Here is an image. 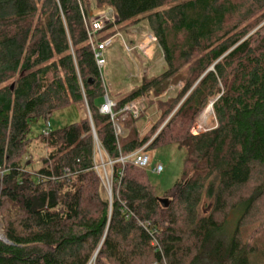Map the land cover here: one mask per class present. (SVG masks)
<instances>
[{
    "label": "trees",
    "instance_id": "1",
    "mask_svg": "<svg viewBox=\"0 0 264 264\" xmlns=\"http://www.w3.org/2000/svg\"><path fill=\"white\" fill-rule=\"evenodd\" d=\"M104 6L116 24L99 41L143 21L163 60L162 73L109 96L119 136L100 113L105 85L88 37ZM141 97L158 115L148 131L147 115L120 113ZM211 104L216 127L192 133ZM70 105L85 117L38 137L36 168L31 123ZM87 108L110 161L153 137L149 150L184 152L162 198L131 161L114 163L103 197ZM0 169V264H264V0H0Z\"/></svg>",
    "mask_w": 264,
    "mask_h": 264
},
{
    "label": "rangeland",
    "instance_id": "2",
    "mask_svg": "<svg viewBox=\"0 0 264 264\" xmlns=\"http://www.w3.org/2000/svg\"><path fill=\"white\" fill-rule=\"evenodd\" d=\"M109 6H104L100 9H96L93 13L98 11H103L107 9ZM92 13V14H93ZM119 28H115L116 31ZM126 43L130 46H135L143 41L146 35L149 33L147 25L145 22H140L135 26L129 27L128 29H124L119 31ZM158 48V43L156 48L153 50L152 55L145 56L140 53L138 50L133 51L132 53H128L125 51L123 46V41L120 38H114L112 43L106 49L104 56L107 60V66L103 70V75L105 78L106 87L108 88L109 96L115 97L118 93H130L135 88V83L132 80L133 76L142 75L152 77L156 76L163 72V60L160 55ZM182 86V85H180ZM153 94L150 93V97ZM166 93H163L160 97H165ZM145 104V110L148 108V97H142ZM103 100L100 99L98 105L102 104ZM209 107V106H208ZM207 107V108H208ZM207 108L202 113L199 120L196 122L192 129V133L198 134L201 132H205L216 127V119L214 116L213 109H211L210 114L202 120V116L207 111ZM144 110L143 115H147L146 120L142 125L143 131H148L153 126L157 116L155 115V110L147 111L149 114L145 113ZM87 116L88 108L86 110ZM156 116V117H155ZM85 117V112L80 109L76 105H70L68 108L62 109L54 113L48 122L45 120L33 121L31 123L30 129V138L32 139L31 144V152L33 153V158L36 159L35 166L36 168L39 165L38 159L45 155V149L40 143L38 137L43 134L45 129L49 130H57L64 127H67L71 124L78 123L82 118ZM49 124V127H48ZM155 139L153 137L150 142H148L144 147L148 146ZM142 147V148H144ZM149 150V149H147ZM149 152L152 155V164L150 169L147 170L149 179L151 183L156 187L158 196L162 198L164 194L169 191L176 183V181L181 177L183 172V160H184V152L179 150L176 146H162L150 149ZM103 158L99 156L96 158L95 165L101 166L102 160L105 164H107L108 159L106 158L105 153L103 152ZM156 165H162L164 171L161 174H154L151 172V168ZM112 168L107 167L106 171L110 174ZM99 175V173H98ZM100 177V176H99ZM101 180V179H100ZM102 186V194L103 197L111 200L112 197L109 196V189L104 186L101 181ZM113 192V190H112ZM239 218L238 214L231 215L229 217V228L226 232L227 237L229 238L236 227V222ZM258 228V224L255 223V229ZM0 232L3 234L2 225L0 224Z\"/></svg>",
    "mask_w": 264,
    "mask_h": 264
},
{
    "label": "built area",
    "instance_id": "3",
    "mask_svg": "<svg viewBox=\"0 0 264 264\" xmlns=\"http://www.w3.org/2000/svg\"><path fill=\"white\" fill-rule=\"evenodd\" d=\"M116 24V13L111 7H107V9L103 11H98L96 13H93L89 19V30H88V37H89V44L92 48L96 66L98 68L100 77L105 85V97H104V103L100 108V113L104 115L110 116L112 122H114L115 125V134L116 136H119L122 132L121 126L115 123V117L113 110L116 107L115 102L109 97L107 92V87L105 84V78L103 75V70L107 66V60L104 56V53L106 49L109 47V45L112 43V40L114 38H120L123 41V46L125 48V51L128 53H132L135 50H138L140 53H142L145 56L150 57L152 55L153 50L157 46V38L153 33H148L146 37L143 39V41L135 46H130L126 41L124 40L122 34L117 31L116 35L107 40V41H99V34L104 31V29L108 26H115ZM145 110V104L143 98H138L134 100L133 102L128 103L120 113H128L132 115L134 118H139ZM89 119L92 126V134L95 140V160L99 156L100 158H103V150L99 144V141L96 136V131L92 123L91 115L88 110ZM49 127V124H48ZM50 132L49 129H45L43 131L44 135H48ZM147 146L144 148L139 149L137 152H135L133 155L128 157H121L117 162H113L108 160L107 164L104 163L102 160L101 166L94 165V170L99 173L100 179L105 187L109 189V196L112 197V190H113V165L114 163H121L125 164L127 162H132L133 165L136 167L143 169V170H149L150 166L152 164V155L147 150ZM96 162V161H95ZM111 167L112 170L110 174L106 171L107 167ZM164 171L162 165H156L151 168V172L154 174H161ZM5 174L4 170L0 169V180L3 179ZM0 241H2L5 244H9L8 240L5 238L4 235L0 232Z\"/></svg>",
    "mask_w": 264,
    "mask_h": 264
},
{
    "label": "water",
    "instance_id": "4",
    "mask_svg": "<svg viewBox=\"0 0 264 264\" xmlns=\"http://www.w3.org/2000/svg\"><path fill=\"white\" fill-rule=\"evenodd\" d=\"M12 88H13V86H12ZM209 108L212 109V104L209 105V107L207 108V110H208ZM160 202L162 203V205H163L164 207H166L167 204H168V201H167L166 199H162Z\"/></svg>",
    "mask_w": 264,
    "mask_h": 264
},
{
    "label": "bare ground",
    "instance_id": "5",
    "mask_svg": "<svg viewBox=\"0 0 264 264\" xmlns=\"http://www.w3.org/2000/svg\"><path fill=\"white\" fill-rule=\"evenodd\" d=\"M211 112V108H209L205 113L204 115L202 116V120H205V118L210 114Z\"/></svg>",
    "mask_w": 264,
    "mask_h": 264
}]
</instances>
